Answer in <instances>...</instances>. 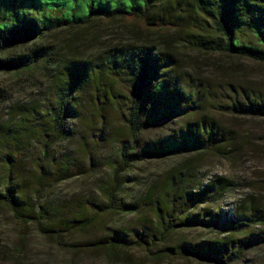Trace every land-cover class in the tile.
Wrapping results in <instances>:
<instances>
[{
    "label": "trees",
    "instance_id": "trees-1",
    "mask_svg": "<svg viewBox=\"0 0 264 264\" xmlns=\"http://www.w3.org/2000/svg\"><path fill=\"white\" fill-rule=\"evenodd\" d=\"M217 55L264 65V0H0V73L38 80L48 91L42 106L17 107V116L11 112L0 125V205L23 227L56 239L88 230L109 212L137 215L79 245L113 259L142 248L206 264H264V178L259 192L223 209L239 184L201 176L192 160L241 154L238 132L221 117L264 119V89L219 68ZM0 99L6 100L1 90ZM111 113L126 132L105 129ZM174 121L167 132L141 139L146 129ZM73 139L80 157L49 158L52 146ZM106 140L118 143L119 157L100 186L105 201H83L70 216L39 204L46 188L81 175V157ZM25 148L38 156L37 197L19 182ZM171 158L182 160L141 199L123 192L137 183L124 174L134 163ZM195 229L212 235L171 243L176 231ZM24 242L23 234L5 251L14 264Z\"/></svg>",
    "mask_w": 264,
    "mask_h": 264
},
{
    "label": "rangeland",
    "instance_id": "rangeland-1",
    "mask_svg": "<svg viewBox=\"0 0 264 264\" xmlns=\"http://www.w3.org/2000/svg\"><path fill=\"white\" fill-rule=\"evenodd\" d=\"M82 35L86 36L85 34ZM99 36L104 38V33L101 32ZM80 48L84 52L90 49V47L81 46ZM212 60L222 70H230L232 74L244 73L246 78L264 89V65L240 59H229L219 55L213 56ZM203 68V72L210 75L212 68L205 66ZM36 78L39 79L38 74ZM34 80L25 76L15 77L0 73V90L6 96V100L0 99V125L11 118V112L14 111L13 113H16L17 116V107H28L33 103L42 106L46 103V99H48L47 88L42 82ZM106 117L105 129L111 133L110 135L116 136L121 132H126L125 123L119 119V116L111 113ZM220 121L226 127L238 132L242 147L241 154L232 161L210 154L192 160L201 176L205 178L215 175L225 176L239 184V187L228 193L220 203L221 208L229 209L245 195L259 192V180L264 178V119L224 116L220 118ZM177 122L148 128L141 134V139L159 136L167 132L168 128H174ZM96 128H100L99 125ZM93 134L97 135L100 132L94 131ZM89 136H91L90 132ZM75 149H81L80 142L77 139L67 140L52 146L48 150V156L49 158H66L76 153L80 157L78 152L74 153ZM34 151L35 148H25L23 151V173L19 182L24 189L30 187L27 191L29 196L35 195L37 197V194H34L36 190L34 178L37 173L35 163L38 162V156ZM89 151L91 152L90 155L81 157L85 171L79 176L46 188V191L41 193V198L38 199L39 204L48 202L46 207L55 210L60 216H70L76 210L77 205L83 201L94 200L101 203L106 200L100 186L103 185V181L109 180L112 176L111 165L119 157L118 143L114 140H106L97 147L90 146ZM181 160L171 158L134 163L130 171L124 174L133 178L137 183L126 185L123 192L130 195L129 199H141L149 185L162 180L165 173ZM260 197L264 198V194ZM33 201L37 202L35 198ZM143 213L145 216H150L149 209ZM136 218L137 215L133 214L109 212L100 218L99 224L91 226L88 230L65 234L56 239L39 234L32 225L23 227L12 217L6 207L0 205V264H14L6 257L5 251L16 248L23 234L25 235V242L19 264H206L192 258L154 257L142 248H133L125 252L120 259H113L109 258L102 249L79 246L81 243L105 233L106 228L123 227ZM211 235L200 229L178 230L171 236V243L181 238L192 240Z\"/></svg>",
    "mask_w": 264,
    "mask_h": 264
}]
</instances>
